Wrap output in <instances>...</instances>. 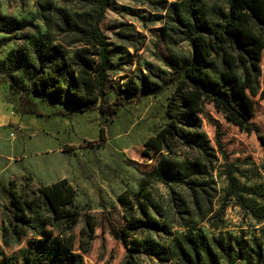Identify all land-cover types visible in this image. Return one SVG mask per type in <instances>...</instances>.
<instances>
[{
  "label": "rangeland",
  "instance_id": "obj_1",
  "mask_svg": "<svg viewBox=\"0 0 264 264\" xmlns=\"http://www.w3.org/2000/svg\"><path fill=\"white\" fill-rule=\"evenodd\" d=\"M203 1L222 8L227 4V0ZM51 5L72 10V6L54 0H0V16L25 19L43 31L40 17L49 15L45 9ZM165 15L150 4L107 0L98 26L111 56L105 102L115 104V113L109 121L98 111L73 113L67 106L40 101L32 94L25 106L20 105L18 96L6 95L13 109L21 113L25 127L13 129V137L1 132L0 258L16 255L26 241L36 238L47 215L45 208H33L27 212L28 224L14 222L12 195L30 199L38 187L65 179L75 191L77 223L69 228L58 222L52 229L64 247L81 257V264H176L173 245L188 232L217 247L223 257L220 264H264V154L260 143V137L264 138V99L260 97L264 52L257 90L250 87V76L238 71L244 92L253 100L250 123L256 132L240 131L210 106L204 107L220 126L221 142L228 163L236 169L231 173L242 202L229 195L228 169L214 154L203 162V174L192 178L198 186L151 183L147 211L155 228L128 229L120 237L126 221L142 219V200L137 194L140 175L133 165L148 170L156 164L157 157L147 160L141 155L142 144L167 123L165 110L174 85L158 95L137 92L121 97L117 93L136 69L144 73L147 66L168 77L172 72L163 61L173 63L191 51L186 42L175 46L164 43ZM23 35L0 33V61L23 45ZM0 82L6 83V78L0 76ZM30 110L35 113L25 116ZM202 129L212 141L213 127L204 122ZM175 156L171 158L183 161L191 159L194 152L180 147ZM121 194L123 204L117 200ZM133 241L140 247L128 252Z\"/></svg>",
  "mask_w": 264,
  "mask_h": 264
},
{
  "label": "trees",
  "instance_id": "obj_2",
  "mask_svg": "<svg viewBox=\"0 0 264 264\" xmlns=\"http://www.w3.org/2000/svg\"><path fill=\"white\" fill-rule=\"evenodd\" d=\"M54 1L72 6V10L55 5L47 7L49 15L40 17L43 31L25 19L0 16V33L24 32L23 45L0 61V76L6 78L9 93L18 96L22 106L29 104L32 94L40 101L67 106L73 113L98 111L109 121L115 113V104L105 102L111 56L98 26L107 0ZM132 1L164 11V43L175 46L186 42L191 51L189 56L173 63L163 61L172 72L168 77L147 66L144 73L136 69L117 93L121 97L137 92L158 95L174 85L165 110L167 123L142 144L141 155L147 160L157 157L156 164L148 170L133 165L140 175L137 194L142 200V219L134 217L126 221L120 237L128 229L155 228L154 218L147 211V188L151 183L198 186L192 178L203 174V162L214 154L221 157L228 169L229 195L242 202L236 178L231 173L236 169L228 163L221 142L220 126L204 107L210 106L240 131L256 132L250 123L254 116L253 100L244 92L238 71H245L251 79L250 87L257 90L259 62L264 52V0H227L225 8L203 0H178L169 4L163 0ZM260 97L264 99V87ZM34 113L30 110L25 114ZM204 122L213 127L212 141L202 129ZM260 143L264 154L263 137ZM180 147L193 151L194 156L183 161L171 158L176 157L175 151ZM74 197L75 191L65 179L38 187L30 199L13 194L10 205L14 222L28 224L27 212L33 208L43 207L47 215L42 220V232L26 241L16 255L0 258V264H81V257L64 247L52 229L58 222L69 228L77 223ZM124 199L121 194L117 200L123 204ZM131 244L134 247L128 252L140 247L137 241ZM218 250L204 237L190 232L173 245L176 264H220L223 257Z\"/></svg>",
  "mask_w": 264,
  "mask_h": 264
},
{
  "label": "crops",
  "instance_id": "obj_3",
  "mask_svg": "<svg viewBox=\"0 0 264 264\" xmlns=\"http://www.w3.org/2000/svg\"><path fill=\"white\" fill-rule=\"evenodd\" d=\"M9 93V86L8 83H1L0 82V140H1V132H9L11 137H13L12 130L13 129H22L25 122L21 121L22 116L21 113L18 111L16 112L13 109V105L8 102L5 97ZM25 115V116H29Z\"/></svg>",
  "mask_w": 264,
  "mask_h": 264
},
{
  "label": "built area",
  "instance_id": "obj_4",
  "mask_svg": "<svg viewBox=\"0 0 264 264\" xmlns=\"http://www.w3.org/2000/svg\"><path fill=\"white\" fill-rule=\"evenodd\" d=\"M11 135V134H10Z\"/></svg>",
  "mask_w": 264,
  "mask_h": 264
}]
</instances>
